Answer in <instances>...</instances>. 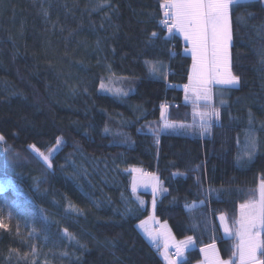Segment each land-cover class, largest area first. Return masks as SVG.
Listing matches in <instances>:
<instances>
[{
    "label": "trees",
    "instance_id": "obj_1",
    "mask_svg": "<svg viewBox=\"0 0 264 264\" xmlns=\"http://www.w3.org/2000/svg\"><path fill=\"white\" fill-rule=\"evenodd\" d=\"M163 2L0 0V217L11 227L0 229V264H166L139 227L151 216L194 237L178 264L199 263L213 243L235 258L219 215L237 227L264 181V0L231 11L240 85L216 89L220 119L203 135L185 99L192 56L162 28ZM57 137L49 168L30 145L48 153ZM136 166L162 182L156 211L153 193L131 188Z\"/></svg>",
    "mask_w": 264,
    "mask_h": 264
},
{
    "label": "snow or ice",
    "instance_id": "obj_2",
    "mask_svg": "<svg viewBox=\"0 0 264 264\" xmlns=\"http://www.w3.org/2000/svg\"><path fill=\"white\" fill-rule=\"evenodd\" d=\"M242 0H164L161 4L163 9V19L161 23L167 27L169 33L173 30L179 31L183 34L184 39L192 45V73L189 75V84L184 85L185 99H189L188 92L191 89L196 93L193 103L196 104L201 99L207 104L211 100V85L219 84L222 86H237L239 84V77L231 72L230 67V47L232 42V28H231V11L234 7L239 6ZM152 36H157L153 32ZM150 64V71L156 73L159 69ZM101 87H104L102 84ZM111 90V89H110ZM120 93L121 90H116ZM165 106H161V115L164 116ZM199 116L201 134L209 130L210 121L215 117L219 119V110L210 108L202 112H195L194 117ZM190 127L183 124L165 123L164 128H185ZM107 130V129H106ZM4 137L0 135V141ZM157 139V143H158ZM62 144V138H56V146ZM47 163L49 168L51 164V154L55 150L49 149L48 155L41 152L35 145L31 146ZM257 142L253 138L250 141V149L244 155L251 159L255 153ZM239 159V157H238ZM138 171V170H136ZM175 175V174H174ZM136 190L135 183L133 184V191ZM159 189L153 185V208H155V195ZM258 199H250L239 205V219L235 221L238 226L230 229L227 224H224L225 233H232L238 240L233 246V257H238L239 264H264V181L258 186ZM143 204V201H140ZM69 207H73L69 205ZM76 211H80L76 209ZM130 211V210H129ZM12 218L11 212L8 214L9 221ZM221 221H226V217L222 214ZM141 221V226L144 225ZM0 229L11 231L9 223H5L3 217H0ZM67 235V229L64 230ZM17 236L20 235L19 224L16 228ZM36 229L33 228L29 236H34ZM149 238L156 242L157 236L148 232ZM170 238V233L166 236L164 244V259L168 264H177L176 260H172L167 253V239ZM193 243L192 237H187L176 245L175 255L177 257L183 256V250ZM211 251V256L207 258L206 264H236L232 258L223 260L219 257L215 244L207 246V249L201 251ZM16 253L18 259L27 260V254L20 257L18 250L9 249V255ZM32 254H36V246L32 245ZM31 264H35L33 260Z\"/></svg>",
    "mask_w": 264,
    "mask_h": 264
},
{
    "label": "rangeland",
    "instance_id": "obj_3",
    "mask_svg": "<svg viewBox=\"0 0 264 264\" xmlns=\"http://www.w3.org/2000/svg\"><path fill=\"white\" fill-rule=\"evenodd\" d=\"M246 1H252V0H242V2H246ZM232 26V25H231ZM232 28V27H231ZM189 49H192V45L190 44V47H189ZM191 51V50H190ZM191 53H192V51H191ZM230 57H231V48H230ZM230 63H231V65H232V59L230 58ZM231 72H232V69H231ZM232 74L234 75V73L232 72ZM236 76V75H235ZM189 84V83H188ZM240 85V79H239V84L237 85V86H228V87H238ZM219 88H225L224 86H222V85H219V84H213V85H211V100H210V102L209 103H205L202 99L200 100V101H198L196 104H194L193 103V100L195 99V97H196V93L195 92H193L191 89L189 90V92L188 93H191V98H192V100H191V103L195 106V108H194V111L195 112H202V111H206V110H209L210 108H216L215 107V105H214V102L215 101H213L214 100V98H215V91H216V89H219ZM188 100V99H187ZM189 102V101H188ZM216 109H218V108H216ZM219 110V109H218ZM193 111V112H194ZM219 113H220V110H219ZM194 119H196L198 122H200V120H199V116L197 115V116H195L194 117ZM218 120L219 121V119H220V115H219V119H216L215 117L211 120V121H213V120ZM210 121V122H211ZM166 123H168V122H166ZM166 131H174L173 129H171V128H164ZM1 135V134H0ZM3 136V135H2ZM5 140V139H4ZM3 140V141H4ZM3 141H0V142H3ZM32 145H35L36 146V148H38L41 152H43L45 155H48V153H46V152H44V151H42L36 144H32ZM32 145H30V148L32 149V151L34 152V153H36L38 156H39V154L31 147ZM59 147L60 146H54L53 148H55V150L52 152V154H51V157H50V159H51V164H52V157L55 155V153L58 151V149H59ZM52 148V149H53ZM40 157V156H39ZM41 158V157H40ZM42 159V158H41ZM46 163V162H45ZM47 164V163H46ZM136 170H138V171H136ZM130 171L132 172V187L131 188H133V184L135 183V185H136V190L135 191H137V192H151V193H153L152 192V188H153V185H155L159 190L157 191V193H156V195H155V200H156V198H157V196L160 194V192L163 190V185H162V182L160 181V179H159V177L157 176V174L155 173V172H152V171H150L148 174H146L145 173V169L143 168V167H139V166H136V167H132L131 169H130ZM261 181H263V180H261ZM261 181H259L260 183H261ZM259 183V184H260ZM256 199H258V196H257V198ZM155 207H156V205H155ZM153 208V207H152ZM154 209V211H156V208H153ZM240 211V210H239ZM239 214V213H238ZM222 215V214H221ZM221 215H219V221H220V226H222V230H223V233H224V235L225 236H227V237H235L232 233H225V231H224V224L226 223L227 224V226L230 228V229H233V231L235 230V228H232L230 225H229V222H228V220H227V217H226V215L225 214H223L225 217H226V221H224V222H222L221 221V219H220V217H221ZM238 219H239V217H238ZM148 218H146V220H144V222L145 223H147L148 222ZM158 220V224L159 225H162L163 224V226H165L163 229H162V231H158V232H160V234H161V232H163V237L164 238H162L163 239V241H159L158 239L156 240V245H157V247L158 248H160V252H161V256L164 258V256H163V253H164V251H165V249H164V244H165V242H166V236L168 235V233H170V238L169 239H167V244H168V248H167V253H168V255H169V257L172 259V260H176L177 261V264L180 262V261H182L184 258H186V256H187V252L189 251V250H191L192 249V247H195L196 246V242H195V239H194V237H192L193 238V243L191 244V245H189L186 249H184L183 250V256H181V257H177V256H173L172 254H171V250H175L176 249V245L180 242V241H183V240H185V239H178V238H176V236L174 235V233H173V231H172V229H171V226H170V224L168 223V222H162V221H160L159 219H157ZM145 223H144V225H145ZM141 226V223H140V225H139V227L141 228V229H143V227L145 228V226ZM238 227V226H237ZM168 228V229H167ZM166 230L168 231L167 233H166ZM143 231H144V229H143ZM144 233H146V232H144ZM158 238V237H157ZM236 238V237H235ZM236 240H237V238H236ZM237 242H238V240H237ZM215 244V246H216V250H217V252H218V255H219V257L221 258V259H223V260H228V259H225V258H223L222 257V254H221V251H220V248L218 247V244H216V243H214ZM207 246H209V245H207ZM207 246L206 247H203L202 249H207ZM202 261H200L199 263H197V264H206V260H207V258L208 257H210L211 256V251L210 250H208L207 252H205V251H202ZM261 259H263V257H261ZM164 261H165V263L166 264H168V261L167 260H165V259H163ZM234 260H236V264H239V260H238V257H235L234 258Z\"/></svg>",
    "mask_w": 264,
    "mask_h": 264
},
{
    "label": "crops",
    "instance_id": "obj_4",
    "mask_svg": "<svg viewBox=\"0 0 264 264\" xmlns=\"http://www.w3.org/2000/svg\"><path fill=\"white\" fill-rule=\"evenodd\" d=\"M178 35H180V37H182L183 38V40H184V42H185V44H186V48L184 49V52L186 53V54H188V55H190V56H192V53H191V49H189V47H190V43L188 42V41H186L185 39H184V36H183V34H181L179 31H178ZM232 43V42H231ZM230 67H231V63H230ZM191 73H192V67H191ZM190 73V74H191ZM189 81V80H188ZM189 83V82H188ZM224 87H228V86H224ZM188 96H189V99L187 100V101H189L190 103H191V100H192V98H191V93H188ZM196 124L198 125V126H200V122H198L197 120H196ZM177 125H179V124H177ZM183 125H185V124H183ZM187 127H185V128H171V129H173L174 131L175 130H183V129H186ZM153 216H151V218H149V220H148V222L147 223H145V228H144V230H146V233H148V232H151V233H153L154 235H156L158 238V240L159 241H163V239L162 238H164L163 236V232H161V234H160V232H158V231H162V229L165 227V226H163V224L162 225H159L158 224V222L157 221H155L154 220V218H152ZM166 228V227H165ZM164 228V229H165ZM168 229V228H167ZM168 231L166 230V233H167ZM148 236V235H147Z\"/></svg>",
    "mask_w": 264,
    "mask_h": 264
},
{
    "label": "built area",
    "instance_id": "obj_5",
    "mask_svg": "<svg viewBox=\"0 0 264 264\" xmlns=\"http://www.w3.org/2000/svg\"><path fill=\"white\" fill-rule=\"evenodd\" d=\"M162 19H163V17H162ZM162 19H160V24H161L162 28L167 32V34H166L167 37H168V38H173V36H175V35L178 33V31H177V30H173L172 33H169L168 30H167V27L161 23ZM176 106H177V104H176ZM148 172H149V171L146 170V173H148ZM4 189H5V184H4V183L2 182V180L0 179V191H3ZM175 252H176V249H175V250H172V251H171V254H172L173 256H176V255H175Z\"/></svg>",
    "mask_w": 264,
    "mask_h": 264
}]
</instances>
